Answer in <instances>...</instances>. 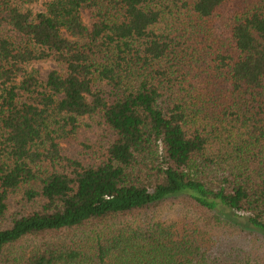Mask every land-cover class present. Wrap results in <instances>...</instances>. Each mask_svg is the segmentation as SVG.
<instances>
[{
	"label": "trees",
	"instance_id": "16d2710c",
	"mask_svg": "<svg viewBox=\"0 0 264 264\" xmlns=\"http://www.w3.org/2000/svg\"><path fill=\"white\" fill-rule=\"evenodd\" d=\"M35 1L0 0V264H264V0Z\"/></svg>",
	"mask_w": 264,
	"mask_h": 264
},
{
	"label": "rangeland",
	"instance_id": "374dc122",
	"mask_svg": "<svg viewBox=\"0 0 264 264\" xmlns=\"http://www.w3.org/2000/svg\"><path fill=\"white\" fill-rule=\"evenodd\" d=\"M47 0H36L31 4H26L28 8H31L33 11L44 10L45 3ZM83 20L88 22V14L86 10L81 11ZM30 66L38 69L41 79H45L47 74L51 70H61L60 66L52 60H43L32 63ZM83 127L80 129L78 133V137L71 144H66L67 147L71 148L72 146L80 147L81 142L86 141H96L99 137V134L102 133V128L99 125L98 117H86L83 120ZM247 248L253 253L258 254L264 263V239L256 241H248Z\"/></svg>",
	"mask_w": 264,
	"mask_h": 264
}]
</instances>
